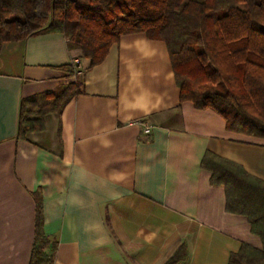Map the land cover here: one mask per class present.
<instances>
[{
	"label": "crops",
	"instance_id": "1",
	"mask_svg": "<svg viewBox=\"0 0 264 264\" xmlns=\"http://www.w3.org/2000/svg\"><path fill=\"white\" fill-rule=\"evenodd\" d=\"M71 84L43 130L17 138L21 99ZM206 153L264 182V138L179 102L163 42L123 36L94 67L58 33L3 44L0 264H29L38 206L53 264H165L181 247L177 264H227L243 243L260 250L247 219L226 212Z\"/></svg>",
	"mask_w": 264,
	"mask_h": 264
},
{
	"label": "trees",
	"instance_id": "2",
	"mask_svg": "<svg viewBox=\"0 0 264 264\" xmlns=\"http://www.w3.org/2000/svg\"><path fill=\"white\" fill-rule=\"evenodd\" d=\"M45 33L63 35L91 67L123 36L163 42L179 102L214 111L230 132L264 138V0H0V51ZM78 90L71 84L21 99L17 138L43 130L45 116L59 113ZM201 165L211 185L224 187L226 212L245 217L261 241L260 250L241 244L227 264H264V182L211 153ZM35 227L29 264H53L39 206ZM184 252L165 264L184 260Z\"/></svg>",
	"mask_w": 264,
	"mask_h": 264
},
{
	"label": "built area",
	"instance_id": "3",
	"mask_svg": "<svg viewBox=\"0 0 264 264\" xmlns=\"http://www.w3.org/2000/svg\"><path fill=\"white\" fill-rule=\"evenodd\" d=\"M143 132H144L145 135H147L150 132V127L144 126Z\"/></svg>",
	"mask_w": 264,
	"mask_h": 264
}]
</instances>
